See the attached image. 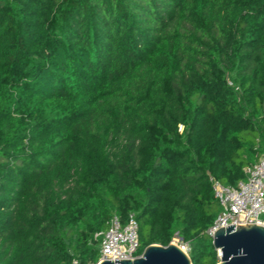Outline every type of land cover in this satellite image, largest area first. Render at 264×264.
Returning <instances> with one entry per match:
<instances>
[{
    "label": "trees",
    "instance_id": "1",
    "mask_svg": "<svg viewBox=\"0 0 264 264\" xmlns=\"http://www.w3.org/2000/svg\"><path fill=\"white\" fill-rule=\"evenodd\" d=\"M263 155L264 0H0V264H97L131 214L217 264L209 177Z\"/></svg>",
    "mask_w": 264,
    "mask_h": 264
},
{
    "label": "built area",
    "instance_id": "2",
    "mask_svg": "<svg viewBox=\"0 0 264 264\" xmlns=\"http://www.w3.org/2000/svg\"><path fill=\"white\" fill-rule=\"evenodd\" d=\"M246 178L236 186H225L209 177L214 198L221 208L219 215L206 234L210 239L219 229L230 226L255 224L264 227V155L244 170ZM101 239V261L133 260L142 254L139 242V226L131 214L126 220L114 215L105 232L96 235ZM171 244L180 247L189 255L190 245L176 235ZM97 263V264H98ZM73 264H78L74 261Z\"/></svg>",
    "mask_w": 264,
    "mask_h": 264
},
{
    "label": "water",
    "instance_id": "3",
    "mask_svg": "<svg viewBox=\"0 0 264 264\" xmlns=\"http://www.w3.org/2000/svg\"><path fill=\"white\" fill-rule=\"evenodd\" d=\"M212 245L218 252L217 264H264V227L255 224L219 229ZM98 264H192L180 247L150 245L139 258L133 260L101 261Z\"/></svg>",
    "mask_w": 264,
    "mask_h": 264
}]
</instances>
